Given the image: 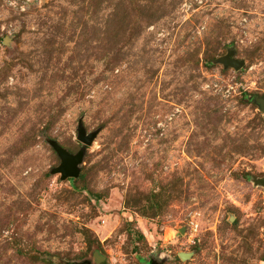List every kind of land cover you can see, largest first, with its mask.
<instances>
[{
    "label": "rangeland",
    "instance_id": "obj_1",
    "mask_svg": "<svg viewBox=\"0 0 264 264\" xmlns=\"http://www.w3.org/2000/svg\"><path fill=\"white\" fill-rule=\"evenodd\" d=\"M254 95L264 0H0V264H264Z\"/></svg>",
    "mask_w": 264,
    "mask_h": 264
},
{
    "label": "water",
    "instance_id": "obj_2",
    "mask_svg": "<svg viewBox=\"0 0 264 264\" xmlns=\"http://www.w3.org/2000/svg\"><path fill=\"white\" fill-rule=\"evenodd\" d=\"M233 55V52L230 51L229 53L217 60L221 62L225 67H233L235 70H240L244 66V61L234 58ZM252 99L255 104L259 107V110L264 114V97L254 95ZM95 135L96 132L87 134L81 125H79L77 128V140L85 146L90 145ZM50 144L52 145V147L60 158V164L56 167V169H54V171L60 172L62 179L76 178L79 173V169L77 166L81 162L83 150L81 149L77 153L73 154L68 152L65 148L61 147L53 141H50ZM259 182L261 183V185L264 186V178H261ZM183 229L184 227L181 229V231H183ZM179 257L181 259H184L187 257V255L179 254Z\"/></svg>",
    "mask_w": 264,
    "mask_h": 264
},
{
    "label": "trees",
    "instance_id": "obj_3",
    "mask_svg": "<svg viewBox=\"0 0 264 264\" xmlns=\"http://www.w3.org/2000/svg\"><path fill=\"white\" fill-rule=\"evenodd\" d=\"M70 180H74V178H70Z\"/></svg>",
    "mask_w": 264,
    "mask_h": 264
}]
</instances>
